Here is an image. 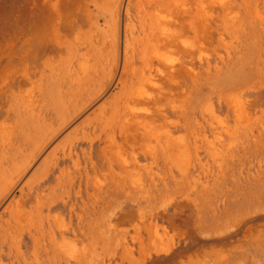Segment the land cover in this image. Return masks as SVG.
<instances>
[{"label":"rangeland","instance_id":"obj_1","mask_svg":"<svg viewBox=\"0 0 264 264\" xmlns=\"http://www.w3.org/2000/svg\"><path fill=\"white\" fill-rule=\"evenodd\" d=\"M0 264H264V0H0Z\"/></svg>","mask_w":264,"mask_h":264}]
</instances>
